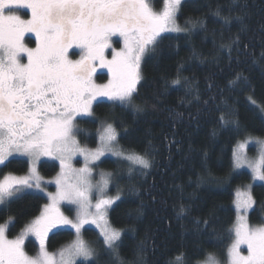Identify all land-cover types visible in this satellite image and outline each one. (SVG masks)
<instances>
[{"label": "snow or ice", "instance_id": "6c2138e0", "mask_svg": "<svg viewBox=\"0 0 264 264\" xmlns=\"http://www.w3.org/2000/svg\"><path fill=\"white\" fill-rule=\"evenodd\" d=\"M188 2L164 0L162 9L156 10L151 0H0V167H7L16 157L27 158L17 162L29 165L25 175L8 173L0 178V210H10L11 205L35 196L36 191L44 193L50 201L12 239H9L8 232L15 227L16 218L9 216L5 223H0V264H77V260L84 264H149L145 255L147 237L134 243L131 260L121 255L129 233L134 238L136 229L117 228L111 224L109 213L115 211L113 205L121 201L123 190L117 183L116 194H108L113 183L112 173L102 172L100 180L93 184V168L107 154L118 158V167L119 161L129 162V180L134 174L146 177L157 166L154 163L156 149L150 141L142 151L126 149L120 144V138L132 131L124 113L130 112L135 118L146 111V102H136L140 98V89L145 87L142 65L171 49L172 42L189 41L200 32H208L205 20L200 17H189L184 25L178 23ZM191 3L197 10V0H191ZM247 8L246 0H230L228 4L218 3L212 12L226 26L233 21L239 25L229 44L221 46L227 49L229 69L233 62L245 63L241 56L249 55L246 51L249 45L243 41L249 31ZM21 10H30L31 17L24 19ZM172 33L176 35H169ZM27 34L34 35L35 47H28L25 43ZM113 37L120 38L115 41L117 44L122 40V48L113 47ZM74 49L79 52L70 51ZM234 51L235 57L232 55ZM192 52L193 56H201L195 48ZM77 55L78 59L72 58ZM205 60L201 59V63ZM260 61H264V52L252 63ZM207 63L217 65L218 61L213 58ZM99 69H107L110 77L107 83H96ZM180 71L178 68L177 79L172 84L181 83ZM232 75L233 78L221 87L216 83V74L210 73L206 77L207 99H202L198 81L183 79L186 91L205 112L211 110L209 105H214L220 112L217 123L222 129L240 133L239 112L228 104L224 92L248 90L250 104L262 116L264 102L258 103L254 99L255 87L249 76L242 71ZM101 98L111 102V108H119L121 115L102 123L97 130L99 144L95 149H89L77 140L78 135L89 134L87 129L79 126L78 120L91 117L92 120L87 122L95 123L93 104ZM152 108L155 109L156 104ZM181 115L176 113L177 117ZM200 115L198 110L191 119H198ZM212 135H216L215 129ZM255 142L261 146L258 160L249 161L242 152L246 145L241 143L233 151V171L247 166L254 181H264V139L256 138ZM177 143L169 141L170 145ZM200 153L202 167L206 168L207 147L201 148ZM77 155L84 160L81 168L72 165ZM41 157L59 161L61 171L54 181V193L46 192L45 182L39 175L37 166ZM211 183L224 184L225 181L220 179ZM93 192L96 194L95 203ZM127 193L136 198L142 195L134 183L129 185ZM61 204L75 205V217L65 215ZM233 204L237 219L228 229L229 235L234 233L235 238L227 250V264H264V223L250 225L248 222V213L255 211L254 205L257 204L251 184L242 191L237 190ZM143 208L141 203L135 210L127 209L126 214L130 219H139L143 216ZM261 208L264 210V205ZM176 215L178 220L185 219L191 211L181 204ZM214 220L212 211L206 217L192 218L194 234L207 235L209 239L221 238ZM85 225L99 229L96 243L102 248L94 247L83 238ZM66 227L74 230L75 238L57 252L50 253L47 249L49 233ZM29 237L38 241L36 256L25 252V241ZM241 245H246V255L242 254ZM188 259L186 254H181L167 264H188ZM197 264L221 262L209 253Z\"/></svg>", "mask_w": 264, "mask_h": 264}, {"label": "trees", "instance_id": "16d2710c", "mask_svg": "<svg viewBox=\"0 0 264 264\" xmlns=\"http://www.w3.org/2000/svg\"><path fill=\"white\" fill-rule=\"evenodd\" d=\"M229 2L230 0H197V10H194L189 0L178 18V23L184 25L187 18L200 17L205 20L208 32H200L189 41L183 39L174 41L171 49H166L160 57L142 65L145 77L142 83L145 87L140 89V98L136 102H146V111L137 114L135 118L130 112L124 113V118L132 131L130 135L122 136L119 142L126 149L142 151L150 141L157 153L154 161L157 166L150 170L151 174L146 177L134 174L129 180L122 163L119 162V167L111 159L101 163L103 167L115 172L114 186L110 192L116 191L117 183L123 190L121 201L113 205L115 211L109 213L111 224L117 228L136 229L135 237L129 233L126 246L121 250V255L129 260L133 258L134 243L146 237L148 251L145 255L149 264H167L169 260H175L181 254L187 255L188 264H197L209 253L223 261L233 241V234L229 235L228 229L232 228L236 218L233 207L234 190L252 180L251 174L246 170L233 172V147L246 135L264 136V118L250 104L248 97L251 93L248 90L225 91L224 98L229 105L238 110L241 121L240 133L226 131L217 123L220 112L215 110L214 105H209L211 110L205 112L202 105L194 101L193 95L186 91L183 79L187 77L189 80L198 81L203 93L202 99H207L206 77L210 73L216 74V83L223 87L228 79L233 78L234 72L242 71L250 77L255 87L254 99L258 103L264 102V61L252 63L253 59L259 60L261 52H264V0H246L248 5L246 22L249 31L243 37V41L249 45L246 49L249 55L241 56L245 63L233 62L231 69L228 67L227 49L221 46L229 44L239 25L233 21L231 25L226 26L220 18L212 15L218 3L223 5ZM160 3L161 0H155L154 5L158 7ZM28 42L32 46L34 40L30 38ZM176 44L179 46L176 47ZM193 48L201 53V56H193ZM232 55L236 56L235 51ZM204 58L205 63H201V59ZM213 58L217 59V65L207 63V60ZM178 68L181 69V83L174 85L172 81L177 79ZM105 79L104 74L98 76V80ZM188 101L192 103L189 104ZM110 104L111 102L106 100L94 103L95 123L87 122L92 118L78 120L79 126L87 129L89 133L77 136L80 143L90 147L96 146L100 121L110 122L114 116L121 115L120 109H113ZM153 104H156L155 109L152 108ZM198 110L201 113L200 117L191 119L196 116ZM176 113L182 115L177 117ZM214 129L215 136L212 135ZM169 141L178 143L170 145ZM204 147H207L209 152L206 168L202 167L203 158L200 153V149ZM21 160L26 159L15 158L7 167H0V178L6 173H25L29 165L17 162ZM58 168L55 162L42 161L39 164V170L44 176L54 175ZM220 179L225 183H211ZM133 183L142 193L139 198L127 193L129 185ZM252 193L257 204L254 205L255 211L250 210L248 221L257 225L264 222V210L261 208L264 205V184H252ZM46 202L47 199L42 194L28 196L11 205L10 210H0V223L6 222L9 216L15 217V227L10 228L8 235L16 236L26 223L41 212ZM141 203L144 205L143 216L139 219H130L126 210H135ZM181 204L190 209L191 215L178 220L176 213ZM210 211L215 213L214 226L221 236L219 239L215 237L209 239L207 235L198 236L192 230V218L206 217ZM97 235L98 232L93 228L83 230L85 239L100 249L102 245L96 243ZM73 237L74 233L69 229L54 231L49 234L47 249L54 251L71 241ZM25 250L30 255L35 254L38 250L36 241L32 238L27 239ZM77 264L84 262L78 261Z\"/></svg>", "mask_w": 264, "mask_h": 264}, {"label": "rangeland", "instance_id": "374dc122", "mask_svg": "<svg viewBox=\"0 0 264 264\" xmlns=\"http://www.w3.org/2000/svg\"><path fill=\"white\" fill-rule=\"evenodd\" d=\"M154 2H155V0H151V3H152V6L156 9V10H161L162 9V7H163V3H164V0H161V3H160V5L157 7V6H155L154 5ZM31 17V15L27 18V19H29ZM31 36V35H30ZM118 39H120V38H118V37H113V41H114V43H113V47L114 48H116L117 50L119 49V48H122L123 47V42H122V40L120 41V43H115V41L116 40H118ZM117 44V45H116ZM28 47H35V45L34 46H29V45H27ZM73 51H76L77 53L79 52V50L78 49H74ZM111 50H109V52H110ZM73 59H78L79 57H78V55L77 56H73L72 57ZM108 58L110 59L111 58V56L110 55H108ZM106 75V79L105 80H98V76L99 75ZM110 77H109V75H108V73H107V69H99L98 70V72H97V75H96V77H95V80H96V83H98V84H104V83H107L108 82V79H109ZM100 100H106V99H104V98H101ZM107 101V100H106ZM96 102V101H95ZM94 102V103H95ZM94 105V104H93ZM88 118H91V117H88ZM263 118H264V116H263ZM104 121H100V127H99V129L101 128V125H102V123H103ZM97 137H98V143H97V145L96 146H94V147H90L89 145H87V144H82L81 143V145H83V146H86L87 148H89V149H95L97 146H98V144H99V135H98V133H97ZM249 138H251V142H249ZM256 138H260V139H264V136H255V135H252V134H249V135H246L244 138H242V139H240L239 141H237V143L234 145V147H233V151L234 150H236L237 149V146L239 145V144H241V143H245V148L244 149H242V152H243V154L247 157V159L249 160V161H255V160H258V158H259V155H260V152H261V146L259 145V144H257L256 142H255V139ZM77 140H78V138H77ZM79 141V140H78ZM16 158H24V157H16ZM24 159H27V158H24ZM106 159H111V160H114L115 162L118 160V158L117 157H114V156H111L110 154H107V155H105L104 157H101V159H100V161H97L96 162V164L98 165V166H94V168H93V175H92V182H93V184H96L99 180H100V174L103 172V173H112V175H113V183L112 184H110V186H109V189H108V194L109 195H115L116 194V191H114V192H110V189H111V187L112 186H114V178H115V172H114V170H112V169H108V168H105V167H103L102 165H101V163L104 161V160H106ZM42 161H49V162H55V163H57V165H58V171L54 174V175H52V176H44L43 174H41V172H40V170H39V164H38V172H39V175L42 177V179H43V181L45 182V189H46V192H56V185H55V179H56V177H57V175L60 173V171H61V169H60V165H59V161L58 160H54V159H51V158H49V157H41V160H40V162H42ZM120 163H122L124 166H125V170L127 171V169H128V167L130 166L129 165V162L128 161H119ZM72 165H73V167L74 168H81V167H83L84 166V160H83V157L82 156H79V155H77L76 157H74L73 158V160H72ZM240 170H246V171H248L250 174H251V178H252V171H251V169L250 168H248L247 166H245V167H243V168H240V169H236L235 171H233V172H237V171H240ZM27 173V171L25 172V173H23V174H15V173H12V174H15V175H25ZM6 174H8V173H6ZM49 181H51V183H48ZM254 183H261V184H264V181H259V180H251V182L250 183H247L246 185H249V184H254ZM246 185H244V186H242V187H237V188H235V190H234V200H235V198H236V192H237V190H243L244 189V187L246 186ZM33 191H36V190H33ZM36 193H38V194H42V195H44L45 196V198L47 199V202L45 203V204H47V203H49L50 201L48 200V198H47V196L44 194V193H40V192H38V191H36ZM95 192H93V197H94V199H93V203H95ZM233 200V201H234ZM44 207V206H43ZM233 207H234V204H233ZM42 210H43V208H42ZM41 210V211H42ZM61 211H63L64 213H65V215H68L70 218H74L75 217V215H76V206L75 205H67V204H61ZM250 212V211H249ZM40 214V213H39ZM38 214V215H39ZM249 214V213H248ZM37 215V216H38ZM36 217V216H35ZM33 219V218H32ZM31 219V220H32ZM236 219H237V213H236V218H235V222H236ZM30 220V221H31ZM29 221V222H30ZM234 222V223H235ZM249 222V221H248ZM3 223H5V222H3ZM264 223V222H263ZM250 224V223H249ZM250 225H255V224H250ZM257 225H259V224H257ZM85 228H93V229H95L97 232H99V229H96L95 228V226L94 225H85ZM62 229H69V230H71L73 233H74V230H72V229H70V228H62ZM57 230H59V229H54L53 230V232L54 231H57ZM19 234V233H18ZM17 234V235H18ZM50 234V233H49ZM16 235V236H17ZM8 237H9V239H12V238H14L15 236H9L8 235ZM29 238H32V239H34L35 240V238L34 237H29ZM28 238V239H29ZM75 238V236L73 237V239ZM83 238L85 239V237L83 236ZM234 238H235V236H234V233H233V241H234ZM72 239V240H73ZM71 240V241H72ZM86 240V239H85ZM36 241V240H35ZM71 241H69V242H67V243H65L64 245H62L61 247H63V246H66L67 244H69ZM87 241V240H86ZM233 241H232V243H233ZM26 242V241H25ZM89 242V241H88ZM36 243H37V245H38V241H36ZM91 243V242H90ZM231 243V244H232ZM92 244V243H91ZM93 245V244H92ZM94 247H96L95 245H93ZM61 247H59L58 249H56V250H54V251H50V250H48L50 253H55V252H57ZM97 248V247H96ZM229 248V247H228ZM228 250V249H227ZM240 250H241V252H242V254H244V255H246L247 254V248H246V245H241V248H240ZM25 252H26V250H25ZM37 252H38V250H37ZM37 252L35 253V254H33V255H30V254H28L27 252V254L29 255V256H36L37 255ZM217 257V256H216ZM218 259H219V257H217ZM204 260V259H203ZM202 260V261H203ZM78 261H82V260H77V262ZM219 261L221 262V264H227V261H228V255H227V251H226V254H225V257H224V260L223 261H221L220 259H219Z\"/></svg>", "mask_w": 264, "mask_h": 264}, {"label": "flooded vegetation", "instance_id": "af4514ba", "mask_svg": "<svg viewBox=\"0 0 264 264\" xmlns=\"http://www.w3.org/2000/svg\"><path fill=\"white\" fill-rule=\"evenodd\" d=\"M21 14H22V16H23L24 19H27V18L31 15V12H30V10H21ZM30 35H31V36H30ZM30 38L33 39V40H35V37H34L33 34H27L26 37H25V43H26L27 45H29V46H31V45L29 44V42H28V40H29ZM34 45H35V43H33L32 46H34ZM70 51H73V50H70ZM23 62H25V63L27 62L26 57L23 58Z\"/></svg>", "mask_w": 264, "mask_h": 264}]
</instances>
